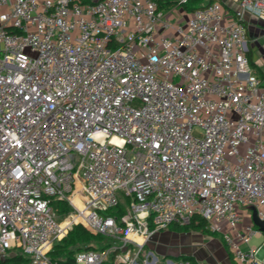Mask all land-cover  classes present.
Instances as JSON below:
<instances>
[{"label": "built area", "instance_id": "obj_1", "mask_svg": "<svg viewBox=\"0 0 264 264\" xmlns=\"http://www.w3.org/2000/svg\"><path fill=\"white\" fill-rule=\"evenodd\" d=\"M186 2L0 0V264H58L79 223L109 242L72 264H150L153 234L196 216L264 264V81L243 22L264 0Z\"/></svg>", "mask_w": 264, "mask_h": 264}, {"label": "crops", "instance_id": "obj_2", "mask_svg": "<svg viewBox=\"0 0 264 264\" xmlns=\"http://www.w3.org/2000/svg\"><path fill=\"white\" fill-rule=\"evenodd\" d=\"M209 1L221 2L225 10L231 13L238 7L240 0H199L192 5L195 8ZM171 3L172 0H162V7L167 9ZM190 11L185 9L184 15ZM243 22L247 30V56L250 55L253 70L264 81V19L246 13ZM145 250L153 253L150 264H187L186 257L200 264H237L218 234L194 228L178 229L175 224L155 232L146 243ZM258 255H264V247Z\"/></svg>", "mask_w": 264, "mask_h": 264}, {"label": "trees", "instance_id": "obj_3", "mask_svg": "<svg viewBox=\"0 0 264 264\" xmlns=\"http://www.w3.org/2000/svg\"><path fill=\"white\" fill-rule=\"evenodd\" d=\"M196 1H199V0H187L186 3L180 4V5H182L185 9L192 11L196 8L206 6L210 2H212V1H209L206 4H203L199 7L194 8L192 4ZM178 2L179 0H172L173 4H177ZM248 60L251 66H253L254 64H253V61L250 55L248 56ZM175 226H177L178 229L194 228V229H201L204 231H209L206 227V221L198 216L194 217L192 221L187 225H183V226L175 225ZM95 236L98 237V240L103 243V246L100 248L105 247L107 243L109 242V238L104 235L96 234ZM90 237H92V233L88 232V230H86L82 225L76 224L73 226V228L68 232V234L62 240L54 244L53 249L51 250L49 255L51 259L53 261H56L58 264H72V255L77 250L81 249L80 245H78V242H89ZM73 244H77L75 249L67 248L68 245H73ZM85 247L91 248L94 246L87 243V246ZM27 261H28L27 258L20 254H12L8 256L7 258H5L2 264H27ZM185 261L187 264H200L191 257H186ZM103 264H113V262L110 260L109 262H106Z\"/></svg>", "mask_w": 264, "mask_h": 264}, {"label": "rangeland", "instance_id": "obj_4", "mask_svg": "<svg viewBox=\"0 0 264 264\" xmlns=\"http://www.w3.org/2000/svg\"><path fill=\"white\" fill-rule=\"evenodd\" d=\"M5 10V8L3 7V6H0V11H4ZM185 20V18H183L182 19V22ZM226 150H228V148H226ZM226 158L227 159H229V160H231V161H234V157L233 156H229V155H226ZM52 209L54 210V211H56L57 209H59L60 211H63L64 209L66 210V207H65V205L63 204V203H60V202H54L53 204H52ZM64 219H65V217L63 216V215H58V220H60V221H64ZM248 222V219L247 218H245V223H247ZM80 225H82L86 230H88L83 224H81V223H79ZM70 231V230H69ZM68 231V232H69ZM88 232H90V233H92V237H90V240H89V242H78V245H80V248H84L85 246H87V243L88 244H91L92 246H94V247H98V248H100V247H102L103 246V243L101 242V241H99L98 240V237H96L95 235V233L94 232H92V231H90V230H88ZM68 234V233H67ZM66 234V235H67ZM65 235V236H66ZM64 236V237H65ZM63 237V238H64ZM62 238V239H63ZM61 239V240H62ZM261 244H263L264 245V234H262L261 236H256V237H253L252 239H251V242H250V245H261ZM76 246H77V244H73V245H68L67 246V248L68 249H70V248H73V249H75L76 248ZM181 262V261H180ZM179 262V263H180ZM173 263H178L177 261H173Z\"/></svg>", "mask_w": 264, "mask_h": 264}, {"label": "water", "instance_id": "obj_5", "mask_svg": "<svg viewBox=\"0 0 264 264\" xmlns=\"http://www.w3.org/2000/svg\"><path fill=\"white\" fill-rule=\"evenodd\" d=\"M249 209L251 210V219L252 222L257 226V228L264 233V220H261L257 216V212L254 206H249Z\"/></svg>", "mask_w": 264, "mask_h": 264}]
</instances>
